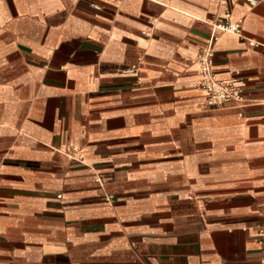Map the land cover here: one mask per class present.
<instances>
[{
  "label": "crops",
  "instance_id": "1",
  "mask_svg": "<svg viewBox=\"0 0 264 264\" xmlns=\"http://www.w3.org/2000/svg\"><path fill=\"white\" fill-rule=\"evenodd\" d=\"M227 1L212 109L221 0H0V264H264V0Z\"/></svg>",
  "mask_w": 264,
  "mask_h": 264
},
{
  "label": "built area",
  "instance_id": "2",
  "mask_svg": "<svg viewBox=\"0 0 264 264\" xmlns=\"http://www.w3.org/2000/svg\"><path fill=\"white\" fill-rule=\"evenodd\" d=\"M242 1H245L250 7L254 6L256 2V0ZM221 4L223 5L222 19L214 25L206 45L199 49L195 58L199 77L196 86L204 93L203 104L207 108L212 109H218L227 103L239 104L243 100L242 89L238 85V79L235 76L219 79L212 68V45L216 40L214 31H225L240 36V21L231 19L227 0H221ZM248 43L250 45L254 44L250 41ZM108 198L109 196L106 197V200ZM256 243L264 254V211L256 227Z\"/></svg>",
  "mask_w": 264,
  "mask_h": 264
}]
</instances>
